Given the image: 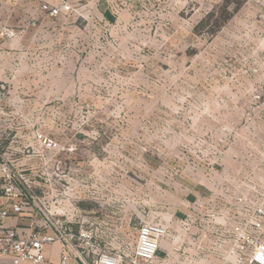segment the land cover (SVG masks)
Instances as JSON below:
<instances>
[{
	"label": "rangeland",
	"instance_id": "1",
	"mask_svg": "<svg viewBox=\"0 0 264 264\" xmlns=\"http://www.w3.org/2000/svg\"><path fill=\"white\" fill-rule=\"evenodd\" d=\"M39 1L0 0L16 34L0 38L17 41L0 163L40 170L91 216L95 202L146 222L205 213L215 172L264 136V0H90L83 19L48 18Z\"/></svg>",
	"mask_w": 264,
	"mask_h": 264
},
{
	"label": "built area",
	"instance_id": "2",
	"mask_svg": "<svg viewBox=\"0 0 264 264\" xmlns=\"http://www.w3.org/2000/svg\"><path fill=\"white\" fill-rule=\"evenodd\" d=\"M89 2L40 0L38 11L51 19L72 15L83 19ZM2 35L16 34L5 30ZM38 141L45 150L57 147L43 134ZM2 160L0 196L5 204L0 208V259L10 258L12 264L45 263L46 248L53 243L61 244L60 264L71 258L80 264H264V136L245 139V148L231 164L215 172L210 197L195 203L205 213L183 219L175 215L147 222L132 216L112 218L105 213L108 202H95L100 214L91 216L81 209L80 198L59 201L56 185L40 170ZM25 209L40 216L43 233L8 224ZM132 223L134 236L129 242L124 231Z\"/></svg>",
	"mask_w": 264,
	"mask_h": 264
},
{
	"label": "crops",
	"instance_id": "3",
	"mask_svg": "<svg viewBox=\"0 0 264 264\" xmlns=\"http://www.w3.org/2000/svg\"><path fill=\"white\" fill-rule=\"evenodd\" d=\"M3 30L5 29H3L0 26V32H2ZM16 45H17L16 40H8V39L0 38V80H6L12 77H16L14 75V72H12L11 64L9 62V57H11L12 54V51H10L9 49L12 46L16 47ZM85 203L86 202L81 203L80 205L81 209L86 208ZM4 204H5V200L0 196V208ZM85 213L88 214L89 212L85 211ZM124 217L128 218V216H124ZM7 222L10 226L18 227L22 231L32 228L42 233L44 232V230L42 229V221L40 216L37 213H30L28 209H25V211L21 215L9 218ZM164 248L166 249L165 246L163 247V249ZM61 250L62 247L60 243L49 244L45 251L47 259L46 262L43 264H60V258L62 252ZM160 255L161 257L164 256V250L161 251ZM9 259L10 258L0 259V264H11ZM22 264H29V263H22ZM68 264H80V263L77 259L71 258L68 261Z\"/></svg>",
	"mask_w": 264,
	"mask_h": 264
}]
</instances>
